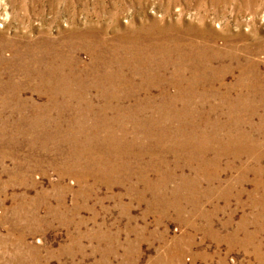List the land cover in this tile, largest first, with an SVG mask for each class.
Returning a JSON list of instances; mask_svg holds the SVG:
<instances>
[{"label":"rangeland","instance_id":"rangeland-1","mask_svg":"<svg viewBox=\"0 0 264 264\" xmlns=\"http://www.w3.org/2000/svg\"><path fill=\"white\" fill-rule=\"evenodd\" d=\"M261 88L264 0H0V264H264Z\"/></svg>","mask_w":264,"mask_h":264},{"label":"bare ground","instance_id":"bare-ground-1","mask_svg":"<svg viewBox=\"0 0 264 264\" xmlns=\"http://www.w3.org/2000/svg\"><path fill=\"white\" fill-rule=\"evenodd\" d=\"M73 32V35L74 37H76V39H78V42L80 43H83L85 42L86 44L88 45H91V43H96L98 45V48L99 49H102L103 51L99 54V55H103L99 58V60L101 61V63H103L104 66H108V67H112L114 65H119V67H121L123 64H124V59L122 57H120L121 53L126 49V47L124 46L123 43H127L129 45H132L130 46V50H135L136 53H131V59L132 61L134 62V64L131 66V69H132V73L133 75H140V76H143L145 78H148V79H152V78H157V77H161V75L164 73V71H162V67L160 68V66H158V69L160 70H156V69H152V68H149V69H143L141 64L143 62H145L146 60H149L150 62L152 61H155L156 59V56L154 55H149L151 58L149 59H145V58H148L146 57L145 54L141 55V51L140 49L138 48V45H141V44H145L146 41L148 40V38L151 36L150 35V32L146 30V28H142L141 31L139 32H136L134 35H131V34H123V33H118L115 35V41L117 42L116 45H114L113 48H107L109 45H110V42L108 41V39L102 37L100 35V33L96 30H93V29H90L89 27H84L83 30L81 31H78V30H72ZM142 32V33H141ZM81 37H84L85 39H81ZM171 39V38H170ZM165 40V39H164ZM163 40V41H164ZM68 42V41H67ZM145 42V43H144ZM174 42H176V40H174ZM150 43V42H149ZM165 44V43H163ZM9 45V44H8ZM49 46V45H48ZM137 47V48H136ZM183 46L182 45H179L178 43L174 46H170V47H167L163 53L164 57L163 59L166 61V63H164L163 67H166L168 65V62L167 60L168 59H171L172 57H174L176 55H180L179 58H182V56H184L186 54V50L185 48H182ZM129 50V49H127ZM191 51L188 50L187 51V55L190 53ZM56 53V52H55ZM103 53V54H102ZM107 53V54H106ZM175 53V54H174ZM52 55V54H51ZM58 57V56H57ZM54 58H56V55L54 56ZM37 59V58H36ZM34 60V59H33ZM53 61V60H52ZM142 62V63H141ZM123 63V64H122ZM56 66V65H55ZM49 67V66H48ZM210 66H206V67H201L200 63L199 65H195V67L192 69L189 67V69H191V73L194 75V77L196 76V80H198L199 76L204 74L205 71H207L209 69ZM40 69V68H39ZM164 69V68H163ZM230 69H226V71H228ZM39 71V70H38ZM204 71V73H203ZM209 71L212 73V74H216V72L218 70H214V69H209ZM242 72L244 73L245 70H242ZM51 74L54 75L55 72H53L51 70L50 72ZM129 73V72H128ZM56 74V73H55ZM106 75L107 74H110V75H114V76H117L119 78H128L126 77V75L123 73V70L120 69V70H112L110 71L109 73H105ZM174 78V77H173ZM146 80V79H145ZM112 88L115 89L116 85L115 84H112ZM50 90H56L58 88V85H49L47 86ZM181 87V86H180ZM199 86L197 84H188V86H185L184 88L181 87L180 89V92L184 91L185 93H191V91H194V92H197V88ZM59 90V89H58ZM248 91H253V87L252 88H247ZM264 90V88H261L260 92ZM72 96H76L75 92L70 90ZM80 95V94H79ZM179 95V94H178ZM78 96V95H77ZM169 102V101H168ZM171 106V105H170ZM197 119V118H196ZM107 119L104 118L103 122H105ZM134 122L136 123H141L144 122L140 120V118H133L132 119ZM101 122L99 121V119L96 117L95 118V122ZM159 121V120H158ZM114 122V119L111 120L109 119V122L110 124H113ZM117 122V121H116ZM156 122V121H155ZM115 123V122H114ZM164 135H167L166 134V130L164 128H159L157 130V134L156 136L157 137H162ZM146 138H154L156 137L155 135H153V131L152 130H149L145 133L144 135ZM185 139H190V136H186ZM86 148V147H85ZM46 149V148H45ZM57 149V148H56ZM71 149H75V147H71ZM91 150H94L91 148ZM64 151V150H63ZM76 151V150H75ZM66 152V151H65ZM110 152H112L110 150ZM114 152L116 154L119 153V150L118 149H114ZM64 153V152H63ZM69 157H70V160L71 159H74L73 155L70 153L69 154ZM21 160V159H20ZM69 161V160H67ZM87 166H89L88 164L86 165V169L88 168ZM67 168V167H66ZM85 168L83 170H80L78 173V177L79 179L82 178V176L84 177V175H86V172L88 174L89 171H87Z\"/></svg>","mask_w":264,"mask_h":264}]
</instances>
